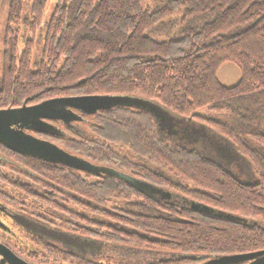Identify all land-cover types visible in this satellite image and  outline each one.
Here are the masks:
<instances>
[{
  "label": "trees",
  "instance_id": "obj_1",
  "mask_svg": "<svg viewBox=\"0 0 264 264\" xmlns=\"http://www.w3.org/2000/svg\"><path fill=\"white\" fill-rule=\"evenodd\" d=\"M51 1L26 7V0H9L0 110L68 97L150 100L226 139L256 182L190 149L188 129L182 143L167 139L150 113L114 106L76 111L71 124L46 121L62 134L28 133L170 199L0 143L3 205L56 231L166 256L149 264H203L264 251V0H56L46 22ZM227 63L241 71L236 86L219 80ZM12 233L9 240L31 264H134L83 257L22 228Z\"/></svg>",
  "mask_w": 264,
  "mask_h": 264
},
{
  "label": "rangeland",
  "instance_id": "obj_2",
  "mask_svg": "<svg viewBox=\"0 0 264 264\" xmlns=\"http://www.w3.org/2000/svg\"><path fill=\"white\" fill-rule=\"evenodd\" d=\"M55 2L56 0H52L49 3V8L45 16L46 22L50 18ZM8 4H9V0H4L2 9L0 11V69L2 67V53H3L2 39H3V33L7 19ZM28 4H31V0H26V7ZM41 45L42 43L40 42L38 44V47L35 49L34 58H38L40 56ZM218 77L222 84L229 87L236 86L241 80V71L237 65L232 63H227L221 67L218 73ZM111 99H115V100L120 99V103H119L120 106H127L150 113L159 123L160 132L162 136L164 137L166 136L167 139L170 138L171 140L174 141L180 139V143H182V139H181L182 131L184 129H188L190 131L187 133L190 149H196L197 151L201 152L204 155L210 156L211 158L214 159H218V161H221V163L231 173H233L239 180L249 184H254L256 182V177L252 169L250 168L248 162L234 150L233 146L226 139L211 132L208 128L200 126L198 124L189 123L188 120L176 116L175 114L168 111L161 105L154 103L150 100H146L138 97H110V100ZM114 105H118V104H114ZM203 113L206 112L203 111ZM82 117L83 116H81V118ZM72 122L73 121L67 124H71ZM202 129L205 131L206 136H203L202 133L198 131ZM47 132L51 134H62V131L59 128L51 125H49ZM105 170L107 171L103 173L112 175L128 183L129 185L135 187L136 189L140 190L141 192L149 195L154 199L160 200V199L169 198L168 193L164 192L162 189L158 187L150 185L142 180L136 179L120 171L109 170V169H105ZM175 199L176 202H178L177 205H181L182 207L189 206L188 204H186V200L182 198H175ZM12 220L16 224L13 225L12 227V229L15 232L20 231L21 227H23L25 230L32 232L37 236L58 243L59 245L63 246L65 249H67L72 253L87 258H93V259L97 258L109 263L110 262L118 263L119 261H123L134 264H149L151 262L158 261L166 257L162 253L141 251V250H136L134 248L116 247L101 242H97L94 240L84 239L78 236L66 234L48 228L42 224H39L36 221L28 219L27 217L13 218ZM12 220L10 219L11 223H13ZM0 227L5 233L6 230L5 228L3 229L2 223H0ZM0 242L6 245L7 247H9L20 258L22 257V259H25V261L27 260L24 256L17 253V249L15 248L13 242L8 238L2 237L0 235ZM32 264H36V263H32Z\"/></svg>",
  "mask_w": 264,
  "mask_h": 264
},
{
  "label": "water",
  "instance_id": "obj_3",
  "mask_svg": "<svg viewBox=\"0 0 264 264\" xmlns=\"http://www.w3.org/2000/svg\"><path fill=\"white\" fill-rule=\"evenodd\" d=\"M119 103L120 99L110 100V97H68L45 101L33 106L24 104L21 108L0 110V143L19 154L101 174L107 170L96 168L55 145L33 136L28 131L47 132L49 125L46 121L48 120H58L67 124L78 119L74 111L82 115H92L102 109L120 106ZM193 208L203 212L211 211L199 204H194ZM0 258V264H30L1 242ZM247 262L264 264V251L252 255L213 258L203 264H244Z\"/></svg>",
  "mask_w": 264,
  "mask_h": 264
},
{
  "label": "flooded vegetation",
  "instance_id": "obj_4",
  "mask_svg": "<svg viewBox=\"0 0 264 264\" xmlns=\"http://www.w3.org/2000/svg\"><path fill=\"white\" fill-rule=\"evenodd\" d=\"M74 113L76 115V111H74ZM3 156H4L3 154H0V161L6 162V158L3 157ZM12 162H9V163L12 164V165H14L15 164L14 161H12ZM168 199H170V198H168ZM22 217H25V216L24 215H21L19 213L13 212V211H11L9 209H7L6 206H4L3 203L0 201V223L3 224V229L5 228V230H6L5 233H4L3 230H2V228L0 227V235L2 237H6L8 239L9 238H12V237H10L11 235H13V233H12L13 232V229H12V227H13V225H16L15 222L12 219L13 218H22ZM10 219L12 220L13 223H11ZM9 222H10V224H9ZM21 228L24 229L23 227H21ZM244 264H249V262L244 263Z\"/></svg>",
  "mask_w": 264,
  "mask_h": 264
},
{
  "label": "crops",
  "instance_id": "obj_5",
  "mask_svg": "<svg viewBox=\"0 0 264 264\" xmlns=\"http://www.w3.org/2000/svg\"><path fill=\"white\" fill-rule=\"evenodd\" d=\"M159 124V123H158ZM160 127V126H159Z\"/></svg>",
  "mask_w": 264,
  "mask_h": 264
}]
</instances>
